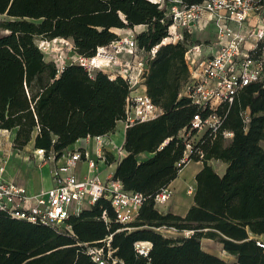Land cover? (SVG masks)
I'll return each mask as SVG.
<instances>
[{"label": "trees", "instance_id": "obj_1", "mask_svg": "<svg viewBox=\"0 0 264 264\" xmlns=\"http://www.w3.org/2000/svg\"><path fill=\"white\" fill-rule=\"evenodd\" d=\"M0 14L6 16L0 20V129L14 131V148L33 140V148L58 155L78 138L113 131L125 117L126 80L101 69L89 74L77 63L58 71L37 46V37L70 38L78 53L92 55L117 37L115 28L145 24L135 34L137 45L146 51L159 45L144 84L162 108L158 116L126 126L122 147L127 154L112 175L125 189L146 195L132 221H117L104 197L70 215L59 230L0 211V264H97L86 245H101L109 235L112 255L121 260L117 264H264V247L250 236L264 234L263 82L245 85L223 105L222 128L233 131L227 143L220 132L204 134L199 143L203 166L186 213L163 212L154 195L181 168L176 161L185 146L177 134L196 109L179 92L189 76L188 44L199 40L184 32L182 40L161 43L170 19L149 0H0ZM245 108L246 129L240 115ZM142 152L149 155L140 158ZM213 158L227 163L223 174L209 163ZM105 161L113 162V154L106 151ZM162 226L190 233L166 236L157 229ZM203 237L220 242L236 260L227 263L204 250ZM136 241L151 243L147 255L135 250Z\"/></svg>", "mask_w": 264, "mask_h": 264}, {"label": "built area", "instance_id": "obj_2", "mask_svg": "<svg viewBox=\"0 0 264 264\" xmlns=\"http://www.w3.org/2000/svg\"><path fill=\"white\" fill-rule=\"evenodd\" d=\"M149 1L163 8L165 16L170 19L167 36L161 43L182 40L184 32L192 34L193 28L203 29L205 23H211L214 28L213 40L191 42L185 52L189 76L179 96L187 97L196 110L177 134L185 146L182 156L176 161V165L182 167L190 160L202 159L199 143L205 133L214 136L220 132L225 140L231 139L233 131L222 128L225 119L223 105L233 102L245 85L256 81L264 83V0H202L190 4L183 0ZM114 31L117 37L98 45L92 55L78 53L73 41L63 37L41 38L37 46L49 56L58 71L72 63L80 64L89 74L105 66L110 67L106 71L108 76H121L130 88L125 100V123L152 119L162 113V108L145 90H136L144 83L149 60L159 44L147 51L140 48L135 37V25L115 28ZM58 38L65 41L64 46H52L51 43ZM240 115L246 129L249 109L245 108ZM107 134L91 136L97 144V159L79 148H66L58 155L54 151L46 154L43 147L34 148L33 153L40 162L54 161L50 170L53 185L36 193H29L18 180L4 178L3 165L0 164V211L59 230L70 215L78 214L104 197L110 201L117 221L123 224L132 221L146 195L125 189L119 180L112 177L113 173L100 178L97 164L98 159L105 158ZM80 160L87 162L83 176L76 173ZM169 196L168 186L161 188L154 195L155 205L164 204ZM110 240L109 235L101 240V245H86L85 251L97 264H117L121 260L112 255ZM257 244L264 247L263 240L257 239ZM104 245L107 246L106 251ZM134 247L139 254L147 255L151 243L136 241Z\"/></svg>", "mask_w": 264, "mask_h": 264}, {"label": "crops", "instance_id": "obj_3", "mask_svg": "<svg viewBox=\"0 0 264 264\" xmlns=\"http://www.w3.org/2000/svg\"><path fill=\"white\" fill-rule=\"evenodd\" d=\"M145 28V24L135 25V29L138 32L144 30ZM213 39L214 28L213 37H211L209 40L211 41ZM101 70L106 72L110 70V67L105 66ZM144 90L146 91V87L145 84L142 83V85L138 87L136 91ZM126 126L127 124L125 123V121L123 119H119L116 121L114 130L107 134L109 136V140L106 142L105 152L107 151L112 153L114 156V161L111 163H107L105 161V158L98 159V172L100 178L102 179H104L109 173L112 174L115 170L117 160L127 154V151L122 147ZM1 130L5 132L9 131L7 129ZM8 133H10V148L0 146V164L3 165V170L7 169L8 171L6 173H2L3 177L6 179L18 180L26 186L29 193H36L52 186L53 181L51 178L50 170L54 165V161L47 160L44 162H40L33 153V140L30 143L26 144L22 149L14 148L12 146L14 131H9ZM67 148H79L82 151L86 150L89 153L90 157L97 159L95 155L97 144L91 138V136L78 138ZM148 155V153L142 152L139 156L140 158H144ZM14 159L16 165H14ZM209 163L213 166L214 170L218 174H223L227 165L225 161L214 158L210 159ZM202 166V160H190L179 169L176 177L173 178L167 185L170 190V196L168 200L161 206L163 212L170 210L171 212L180 215H184L186 213L188 207L193 203V192L196 184L195 175ZM86 171L87 162L85 160H80L76 166V173L79 176H83ZM250 236L264 241V234H250ZM223 251L227 255H229L230 263L236 260L234 255L226 252L224 249ZM218 256L225 259L223 255Z\"/></svg>", "mask_w": 264, "mask_h": 264}, {"label": "rangeland", "instance_id": "obj_4", "mask_svg": "<svg viewBox=\"0 0 264 264\" xmlns=\"http://www.w3.org/2000/svg\"><path fill=\"white\" fill-rule=\"evenodd\" d=\"M6 16L4 14H0V20L5 19ZM115 30V29H114ZM4 32V30L0 29V33ZM138 32V31H137ZM213 37V25L211 23H205L204 24V28L200 29L199 27L193 28V32H192V38H197L199 41H204V42H208L209 39ZM41 38L37 37L35 39L36 43L40 40ZM69 40H71L70 38H68ZM65 41H61V39H56L55 42H52V46H57V45H63ZM64 46V45H63ZM44 57L48 60L49 56L47 54L44 53ZM9 131H13V130H9ZM8 131V132H9ZM7 131H2L0 130V146H5L7 148H10V143H9V134ZM32 141V140H31ZM30 141V142H31ZM28 142V143H30ZM225 143L228 142V139H226L224 141ZM27 143V144H28ZM14 165L15 164V159H14ZM8 172L7 169L3 170V173ZM188 189V188H187ZM188 192V191H187ZM162 205H158V209L162 210ZM163 211V210H162ZM162 234L166 235V236H171V237H175V236H183V235H188L190 232L189 231H178L176 230L174 227H159L157 228ZM201 246L204 250L215 253L217 255H223L224 256V260L227 263H230V257L229 255H227L223 249L222 246L220 244V242L214 240V239H206V238H201Z\"/></svg>", "mask_w": 264, "mask_h": 264}, {"label": "bare ground", "instance_id": "obj_5", "mask_svg": "<svg viewBox=\"0 0 264 264\" xmlns=\"http://www.w3.org/2000/svg\"><path fill=\"white\" fill-rule=\"evenodd\" d=\"M56 41V40H55Z\"/></svg>", "mask_w": 264, "mask_h": 264}]
</instances>
